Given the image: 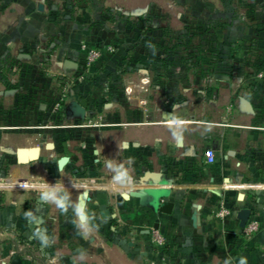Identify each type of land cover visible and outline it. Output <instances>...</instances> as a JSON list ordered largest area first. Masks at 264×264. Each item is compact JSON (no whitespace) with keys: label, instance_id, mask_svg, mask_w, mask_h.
I'll list each match as a JSON object with an SVG mask.
<instances>
[{"label":"rangeland","instance_id":"1","mask_svg":"<svg viewBox=\"0 0 264 264\" xmlns=\"http://www.w3.org/2000/svg\"><path fill=\"white\" fill-rule=\"evenodd\" d=\"M172 3L173 0H45V14L53 22L92 37H83L82 43L96 48L110 46L113 52L105 54L90 69L83 64L82 55L81 62H76L77 71L63 80L65 101L73 85H86L81 96L89 100L92 115L79 121L62 120L54 114V122L42 114L41 110H46L53 115L58 94L53 95V102L39 105V88L34 86L32 91L28 87L32 70L23 66L27 62L18 61L22 65H16L20 71L14 80L24 88L19 94L25 95L27 89L34 95L33 104L20 105L29 109L18 110V122L39 128L10 133L11 139L19 142L8 140L3 144L0 179L19 174L31 179L36 187L30 191L0 189V264H48L49 258L58 253L59 264H73L78 249L88 252L85 264H238L242 256L247 258V264H264V210L252 205L246 224L255 223L256 230L240 229L234 214L229 231L209 229L165 238L151 230L145 250L148 255L144 256L127 244L129 219L122 214L113 219L106 214L103 224L94 221L99 225L98 231L89 238L78 231L71 208L62 211L38 202L37 185L43 182L42 178L49 183L62 179L72 192L73 201L80 193H90L79 186L96 175L89 168L96 159V140L113 120L121 124L122 106L128 97H140L145 101L141 106L153 112L180 104L184 108L182 114L200 119L203 100L208 96L215 99L218 85L230 81L248 89L251 72L257 70L264 75V0H177V6L185 13L180 23L169 15ZM111 105L116 107L108 108ZM27 111V117L32 112L35 118L27 119ZM78 124L91 127L88 133L94 137H74L77 130L71 128ZM45 126L50 129L42 130ZM47 141L55 144L54 150L45 151ZM29 147L41 148L39 159L18 165L15 150ZM60 156L71 158L62 171L56 170ZM98 177L105 182V170ZM112 207L108 212L114 213ZM27 210L41 217L40 226L55 237L51 247L45 249L32 239L33 226L23 216Z\"/></svg>","mask_w":264,"mask_h":264},{"label":"crops","instance_id":"2","mask_svg":"<svg viewBox=\"0 0 264 264\" xmlns=\"http://www.w3.org/2000/svg\"><path fill=\"white\" fill-rule=\"evenodd\" d=\"M83 37L92 38L53 22L45 14V0H0V150L8 140L19 142L18 139H11V132L39 128L19 125L18 110L29 109L20 105L34 103V95H30L34 86L39 88H36L40 92V96H37L41 99L39 105L53 102L55 96H59L64 87L63 80L74 74L77 71L76 62H81L79 47ZM18 61L27 62L23 66L32 70L28 86L32 91L26 89L25 95L19 94L24 88L14 80L18 78L22 65ZM16 65L20 68L17 69ZM250 76L248 89H242L230 81L218 85L217 97L212 100L208 96L203 100L200 119L182 114L184 108L180 104L165 111H149L141 106L145 101L135 95L123 103L121 124L113 120L107 129L100 131L96 150H93L96 156L94 166L89 167L96 175L84 181L86 186L83 188L90 191L87 192L90 198L87 205L97 217L108 214L113 219L120 213L128 218L129 227L126 229L130 239L127 244L139 250L140 255H148L145 250L151 230H156L165 238L209 229L229 231L233 214L236 218L240 210H251V205L264 210V75L255 70ZM72 88L58 117L79 121L92 115V112L89 100L81 96L86 85H73ZM51 97L52 100L49 99ZM82 100L87 102L83 115L76 108V104ZM43 106H39V109H44ZM165 112L186 121L180 147L170 131V118L163 117ZM31 113L27 117V111L25 117L35 118ZM41 113L55 122L54 114L46 110H41ZM115 115L118 116V113ZM49 129L45 126L42 130ZM71 129L77 130L74 137H94L88 133L91 127L86 125L78 124ZM123 142L128 144L126 149L122 147ZM47 143L44 145L45 151L54 150L55 144L52 143V150H47ZM206 150L214 153L215 162L212 165L205 164ZM129 157L134 158L132 182L121 187L112 182L109 170L116 167L117 161L126 162ZM70 162L71 158L68 164ZM102 169L105 170V182L99 178L100 175L98 177ZM146 171L162 174L164 182L157 187L166 190L165 196L173 204L171 214L155 213L151 209L141 208L137 200L122 197V193L150 187L139 182ZM21 178L28 179L19 174L11 179ZM222 204L231 209V215L224 221L217 217ZM110 205L114 213L108 212Z\"/></svg>","mask_w":264,"mask_h":264},{"label":"clouds","instance_id":"3","mask_svg":"<svg viewBox=\"0 0 264 264\" xmlns=\"http://www.w3.org/2000/svg\"><path fill=\"white\" fill-rule=\"evenodd\" d=\"M183 8L177 6V0L169 5V15L176 23H180L184 16ZM171 121L170 131L173 138L180 142L183 140L184 131L186 130V121L179 116L169 114ZM120 149V145L118 143ZM115 160V159H113ZM134 163V158L129 157L127 161H117L116 167L111 168L109 171L112 175V182L118 186L126 187L132 182L131 169ZM43 182L37 185L38 188V202L41 205L52 204L58 209L64 211L71 208L78 231L82 236L91 238V234L98 231L99 225L94 222L97 220L105 221V217H97L96 213L91 212L86 202H79L72 200V192L64 185L62 179H58L55 183H49L42 178ZM24 218L32 227V239L39 242L43 248L51 247L55 237H50L47 230L40 226L41 217L34 214L33 211L27 210L23 212ZM89 255L86 249H78L73 257V264H85ZM61 257L58 253L56 256L50 257L48 264H59ZM238 264H247V258L241 257Z\"/></svg>","mask_w":264,"mask_h":264},{"label":"water","instance_id":"4","mask_svg":"<svg viewBox=\"0 0 264 264\" xmlns=\"http://www.w3.org/2000/svg\"><path fill=\"white\" fill-rule=\"evenodd\" d=\"M222 79L225 81L229 80L228 76H223ZM76 108L79 114L83 115L85 113V109L87 108V102L85 100L80 101L76 104ZM169 114L165 112L163 114L164 119H169ZM182 141L177 142V146L180 147ZM128 144L126 142L122 143V147L126 149ZM52 143H47L45 148L47 150L53 149ZM96 153V151H95ZM40 155V148L39 147H29V148H18L15 152V160L18 165H24L29 162H33L39 159ZM69 158L67 156H62L57 161V169L62 171L63 168L68 164ZM139 182L143 185L150 186L147 189H135L132 191H128L122 193V197L124 199H134L137 200L138 205L141 208H148L151 209L155 213H162L169 215L172 212L173 204L169 201L168 197L165 196V189H161L157 186L162 185L163 177L161 173L153 172V171H146L143 175L139 178ZM89 195L87 192L80 193L77 197V201L79 202H86L89 201ZM251 215V211L249 209H242L240 210L237 215L236 219L238 221V227L240 229L245 227V224L248 218Z\"/></svg>","mask_w":264,"mask_h":264},{"label":"built area","instance_id":"5","mask_svg":"<svg viewBox=\"0 0 264 264\" xmlns=\"http://www.w3.org/2000/svg\"><path fill=\"white\" fill-rule=\"evenodd\" d=\"M80 53L83 55V64L87 69H90L93 64L99 62L104 58V55L107 53H112L113 50L110 46L107 47H90L87 43H82L79 47ZM79 78H82V75H80ZM66 85L64 84V87L55 99V102L53 103L52 107V113L58 116V113L61 111L62 105L67 98L65 93ZM127 96L130 94L129 89L126 90ZM204 160L205 164L212 165L215 162V156L212 150H206L204 152ZM85 184L80 185V188L85 187ZM36 187L35 183L30 179H0V189H10L15 191H30ZM231 215V209L226 207L225 205H221L219 207V210L217 211V217L219 219H224ZM253 230H256V224L251 222L250 224L247 223L244 227V231L251 232ZM158 242H160L158 240Z\"/></svg>","mask_w":264,"mask_h":264},{"label":"flooded vegetation","instance_id":"6","mask_svg":"<svg viewBox=\"0 0 264 264\" xmlns=\"http://www.w3.org/2000/svg\"><path fill=\"white\" fill-rule=\"evenodd\" d=\"M16 152V151H15ZM15 162H16V160H15Z\"/></svg>","mask_w":264,"mask_h":264},{"label":"bare ground","instance_id":"7","mask_svg":"<svg viewBox=\"0 0 264 264\" xmlns=\"http://www.w3.org/2000/svg\"><path fill=\"white\" fill-rule=\"evenodd\" d=\"M73 186V185H72Z\"/></svg>","mask_w":264,"mask_h":264}]
</instances>
